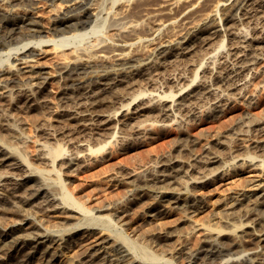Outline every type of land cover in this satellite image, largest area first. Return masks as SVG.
I'll list each match as a JSON object with an SVG mask.
<instances>
[{
    "label": "bare ground",
    "instance_id": "obj_1",
    "mask_svg": "<svg viewBox=\"0 0 264 264\" xmlns=\"http://www.w3.org/2000/svg\"><path fill=\"white\" fill-rule=\"evenodd\" d=\"M37 1L0 0V209L25 216L26 206L33 204L77 221L65 228L26 226V216L0 226V259L10 255L3 264H27L36 254L44 264H52L56 249L95 229L101 235L73 264H174L179 252L185 254L186 264H264V188L236 195L228 208L221 209L217 225L201 224L203 236L196 248L186 246L181 237L166 256L138 239L148 235L159 243L172 231L147 230L131 238L120 213H102L108 206H84L72 197L62 176L65 168L71 171L86 163L107 145H122L125 127L144 134L169 126L173 148L183 151L195 144L199 134L192 121L218 116L233 106L236 94L243 96L256 64L263 62L264 68V0H42L51 11L48 25L40 21ZM45 46L58 56L55 80L63 90L62 107L55 108L49 124H60L61 131L65 127L72 137H65L63 146V138L62 143L54 138L57 134L41 119L43 123L36 126L41 138L37 133L34 152L39 165L19 149L23 131L19 133L17 114L11 110L21 107L19 96L25 110L37 103L50 108V75L39 60L48 50ZM211 91L214 100L200 103L203 93ZM247 98L249 104L260 102L255 95ZM144 113L147 119L134 121ZM257 119L249 117L238 129L251 137L248 145L236 135H225L214 144L205 143L201 155L154 153L134 166L121 165L119 172L127 180H142L148 174L156 184L150 193L155 199L152 215L163 214L169 203H175L188 220L202 202L195 189L219 169L223 173L248 162L264 171V126L256 128L261 121ZM217 145L225 149V159ZM216 162L211 170L209 164ZM181 173L184 179L176 180ZM238 205L245 206L239 216L247 218L252 212L256 216L236 222Z\"/></svg>",
    "mask_w": 264,
    "mask_h": 264
},
{
    "label": "rangeland",
    "instance_id": "obj_2",
    "mask_svg": "<svg viewBox=\"0 0 264 264\" xmlns=\"http://www.w3.org/2000/svg\"><path fill=\"white\" fill-rule=\"evenodd\" d=\"M38 1L36 7L38 10L37 14L40 18V21L42 20L41 22H43L44 25H48L50 21L49 13H51V11L48 9L47 12V9L45 8L46 5L43 4L44 2L42 0H40V2ZM45 47H47L48 50L43 53V56L39 60L44 64L43 65L40 63L43 65L44 70L46 69L45 74L50 75V78L48 79L49 85L47 92V94L49 93V96L47 95V97L49 100L48 103L51 104L52 102L53 105L47 104L50 106V108H48V106H45V108L43 105L37 103L38 105L35 104L31 108H27L28 110H25L26 108L22 105L23 98L19 96V105H21V107L18 106L19 108L15 107L17 110L15 108V110H11L12 113L14 111L13 115L17 114L15 116L18 120V125L20 124L18 129L21 130L18 131L19 133L23 131L21 136L23 138L25 137V140L22 138L23 141L19 140V142H17L18 140L15 139L18 144H22L21 142H24L22 145H19V149L24 151L23 153L29 157V160L34 161L36 164L38 162L39 165L41 164L36 160L34 152H36V140L41 136V134L38 133L39 131L37 127L43 123L42 121H44V123L46 122L45 126L50 131L52 130V132H54V136L57 134L54 138L58 139L59 142L62 141L61 138H63V143L60 142L62 145L64 144L65 140H67L65 137H72V134L69 130H66L67 132L65 131V127L63 128V131H61L62 126L60 124V126L53 125L55 130H53L52 124H49V122L53 123V113L57 109L59 111V108L62 107L60 96L63 90H61L62 86H60V82L55 80L56 66H58L56 61L58 60V56H56L57 54H55L50 49V46ZM186 72L190 73L191 69H186ZM263 79V62H259L256 64L255 74L250 78L248 84L243 89V96L236 94L237 98L234 100L233 106L231 103L222 114H219L215 117L204 116L202 119L195 118L192 121L194 128L193 130L199 134V139L195 144H191L188 150L182 151L172 147L173 129L171 127L169 128V126H167V128L161 127L159 130L158 128H156V130L154 128L149 129L145 131L146 133L144 132V134L143 132H134L131 128H123L124 130L122 129V131L124 133L123 135L125 141L122 142V145H107L105 150L96 153L95 156L92 157V159L87 160L86 163L76 166L75 169H72L71 171L67 169L68 172H66V168L64 169L62 176L64 181H67H65L67 189L70 191L72 197H74L75 200L86 207L94 209L101 206H108V209L104 210L102 213H120V215H122V221L125 222L124 231L131 238H136L142 234L144 235L147 230L172 231L168 240H164L159 243L155 241V237L153 236L147 237L148 235H145L143 237H139L138 240L142 241L146 246L150 247L155 252H162L165 253L166 256H169V250H171V248L176 244L177 240L181 237L185 239L186 246L192 249L196 248L201 243V238L203 236V230L200 225L208 222H211L213 225H217L219 223L218 221L220 218L218 219V217L221 215V209L224 210L228 208L230 200H234L233 198H235L236 195L242 192L250 193L251 191L253 192L255 190L264 188V171L259 170V168L248 162L238 164L237 166L230 168V170H224L223 173H221V170L218 168L219 173L216 174V176L215 174L211 175L203 184V186H200V188L197 187L195 189V193L202 197V202L197 212L193 213V215H191V217L187 220L185 219V217H187L185 211L181 209L180 206L179 208L174 206L175 203H169L167 205L166 211L163 214L156 216L152 215L150 210L155 205V199L150 193L155 189L156 184L147 179L149 177L148 174H144V178H142V180H127L121 176L122 173L119 172V167L121 165L134 166V164L139 161L147 160L149 155L154 153L160 157L161 155L164 157L166 154L168 155L169 153L167 152L170 151V153L173 152V155H176L180 158H189L193 153L201 155L205 143L210 142L214 144V141H216L217 137L224 139L226 136L228 138V135L229 137L236 135L238 138H240L238 141L248 145L251 137H248L241 132V124L250 117L251 119L258 118L257 120H261L258 122L256 128L261 129L264 126V122L262 123L264 120ZM229 91L236 92L237 90L230 89ZM250 95H255L256 98L260 100V102L250 104L246 102L248 99L247 97ZM258 95L260 97H258ZM214 98L215 94H213L212 91L205 92L200 99V103L208 104L209 102L213 101ZM57 104L58 106H56ZM108 108H111V106ZM44 109H46V112ZM15 111L21 112L22 114L16 113ZM25 112H27V115ZM36 117H39V119L36 120ZM30 118H35V120H31ZM147 118V113H144L143 115L136 117L134 121L144 120ZM41 119L42 121H40ZM34 121H36V124ZM35 127L37 128L36 132ZM22 134H24V136ZM58 134H62L63 136H59ZM56 141L57 140H55V143L58 142ZM51 142L54 143V139L51 140ZM182 143H184V141ZM216 148H219L218 152H220L221 155L226 154L225 149H221L222 147H220V145H217ZM220 149L224 153L221 152ZM247 149L250 153L255 152V149L252 147H248ZM226 157L227 154L223 158L225 159ZM238 163H240V161H238ZM218 164L219 163L217 162L212 163L209 164L208 167H210L211 170H214ZM225 167L226 166H224V168ZM184 177L185 175L181 173L177 175L176 180L182 181ZM180 178L182 180H180ZM224 205H227V207ZM239 207L240 205L235 207L236 213L238 214H236L237 216L235 217V219H237L236 222H239V219L241 218L243 221H246L251 220L256 216L255 212L250 213L247 218H244V215L239 216V213L242 212V209L245 206H242V208ZM22 213L23 212H17L15 210H5L3 212L0 209V226H8L26 216L27 217L24 219L26 226L30 223H40L47 227H57L58 225L59 228H65L66 226H71L77 221L74 217L65 218L66 215L64 214L48 213L44 210H39L33 206V204L32 206L31 204L26 206V214L24 213L25 216H23ZM212 222L217 223L214 224ZM101 233L102 231L100 229H95L87 235L85 233H81L74 240V242L70 243V245L67 247L56 249L57 255L52 264H73L74 258L80 254L89 244H91L96 237L100 236ZM9 258V254L2 256L0 263L3 264L4 262H7ZM173 260L174 264L187 263V258L182 252L176 253ZM44 263V258L39 254H36L35 257H32L27 264Z\"/></svg>",
    "mask_w": 264,
    "mask_h": 264
}]
</instances>
